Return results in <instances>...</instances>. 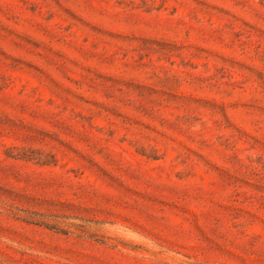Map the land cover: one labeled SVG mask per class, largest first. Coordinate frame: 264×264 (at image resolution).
Segmentation results:
<instances>
[{"label":"rangeland","instance_id":"1","mask_svg":"<svg viewBox=\"0 0 264 264\" xmlns=\"http://www.w3.org/2000/svg\"><path fill=\"white\" fill-rule=\"evenodd\" d=\"M0 264H264V0H0Z\"/></svg>","mask_w":264,"mask_h":264}]
</instances>
